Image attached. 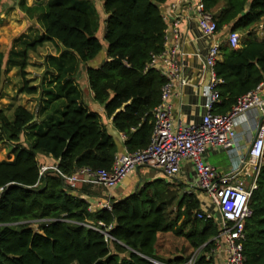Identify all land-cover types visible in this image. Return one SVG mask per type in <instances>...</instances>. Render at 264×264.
Segmentation results:
<instances>
[{"label":"trees","instance_id":"trees-1","mask_svg":"<svg viewBox=\"0 0 264 264\" xmlns=\"http://www.w3.org/2000/svg\"><path fill=\"white\" fill-rule=\"evenodd\" d=\"M100 1L104 19L96 0L19 3L21 11L36 18L44 30L28 44L27 53L47 42L58 50V55L45 58L40 113L53 105L59 117L53 114L39 124L36 114L22 106L15 108L12 118L0 108V141L15 146L12 159H0V264H188L192 258L194 264H216L211 253L219 227L213 219L198 217L201 201L195 192L180 195L182 185L157 178L124 198L111 197V209L91 208L102 198L93 184L74 187L62 175L84 167L110 170L119 151L100 114L84 101L77 79L83 66L95 101L104 105L107 116L125 134L129 152L150 145L153 111L166 83L150 62L165 49L167 23L161 5L168 0ZM203 2L219 30L225 26L250 30L264 18V0ZM104 42L108 60L99 67L88 66L100 56ZM5 59L0 51V99ZM25 65L22 92L35 93L26 80ZM216 70L225 82L219 85L215 112L226 114L264 81V39L242 40L237 49L225 44ZM23 137L32 142L23 145ZM5 155L0 144V158ZM44 157L52 158L62 174L56 169L42 174ZM250 206L254 215L246 222V264H264V163ZM168 234L183 244L170 248L161 244Z\"/></svg>","mask_w":264,"mask_h":264},{"label":"built area","instance_id":"built-area-1","mask_svg":"<svg viewBox=\"0 0 264 264\" xmlns=\"http://www.w3.org/2000/svg\"><path fill=\"white\" fill-rule=\"evenodd\" d=\"M196 15L204 34L212 38L206 63L211 71V82L208 86L207 113L197 124H189L175 129L173 120V104L171 98L175 94L176 82L182 86L186 79L180 74L176 57L180 52L179 45L165 49L162 53L153 55L150 66L159 70L166 83L162 88L160 104L154 109L155 127L150 145L135 152L117 154L112 169H93L84 167L78 172L67 176L62 174L57 166H42V174L49 169L59 171L67 184H98L108 190L117 187L139 166H149L164 173L165 179L172 183L181 170L184 159L191 160L195 171L193 190H199L207 195L214 212L201 209L200 219H213L219 227V233L214 238L215 247L211 256L216 264H246L244 243L247 240L246 222L254 215L250 206L253 191L258 188V177L264 163V81L260 85L242 95L230 112L216 113V104L220 102L219 85L224 79L217 74V64L222 57L225 44L237 49L240 46L239 31L229 30L221 33L213 15L206 9L203 0L196 5ZM182 20L174 22L173 32L179 37V26ZM167 40V39H166ZM160 61L164 66L159 67ZM256 121L257 134L251 139L249 147V164L254 168L251 183L240 177L239 170L222 173L214 166L204 161L203 155L209 146L228 149L235 145L237 130L249 122L251 117ZM262 116L263 120L258 121ZM260 122V123H259ZM259 124V125H258ZM185 190V189H184ZM187 193L195 191L185 190ZM111 195L92 202L91 208H112ZM192 258L188 264H194Z\"/></svg>","mask_w":264,"mask_h":264},{"label":"crops","instance_id":"crops-1","mask_svg":"<svg viewBox=\"0 0 264 264\" xmlns=\"http://www.w3.org/2000/svg\"><path fill=\"white\" fill-rule=\"evenodd\" d=\"M20 1L21 0H3L0 4V10H21L19 7ZM199 1L200 0H168L166 3L161 5V11L167 23L166 49L172 48L176 44L179 45L180 52L178 53L176 60L180 67V74L187 81L184 86H182L179 82H176L174 88L175 94L171 98L173 104L172 115L175 129L187 126L189 124H197L207 113L206 104L208 102V86L211 82V71L206 63V57L209 47L212 44V38L205 35L199 25V20L196 15V5ZM47 2L48 0H42L40 2L38 0H26V3L29 6L45 5ZM96 5L101 14H103V2L96 0ZM221 6L222 5L218 7V10H216L217 12L221 11ZM106 17L107 15L105 14L103 18ZM28 19L37 23V37L42 35L44 30L37 22L36 18ZM178 19L182 20L179 26V37H177L173 32L174 22ZM256 27L264 29V18L259 23L253 25L250 30H246V36L242 37L241 41H246L250 39L251 36H254V39H259L255 36L257 31ZM101 29L98 35H100L102 38L104 36V30ZM222 30L223 31L221 33L227 34V32L231 30V26H225ZM238 31L240 32L241 30ZM46 44L51 45L54 49V52H51L52 55H58V50L54 43L47 42L44 45ZM103 45L104 49L98 59L89 63L88 66L99 67L106 60H108V45L105 42ZM12 49V45H6L3 44V42H0V51L6 54L3 76L4 90L1 98L4 101V104H0V108H2L6 114L12 118L14 116L15 108L17 106H22L28 109L30 112L36 114L35 121H37L39 124H44L53 114L56 116V118L59 117V114L54 113L53 105H51L49 110L40 113V110L44 105L45 98L41 99L42 88L38 86V80L31 82L29 85L31 88H36L35 93L29 94L22 92L23 84H21V66L24 62L22 58L16 55ZM27 65L28 64L25 65L26 67L24 71L28 74L25 77L30 81L33 79L32 76H29V73L32 70H29V65ZM163 66V61H160L159 67ZM86 68L87 66H83L77 77L78 82L81 84L84 90V101L92 111L98 112L100 114L102 122L108 128L110 134L115 138L119 148L118 154L124 153L128 150L125 144L127 138L124 133L120 132L115 127L112 118L107 116L104 105L95 101L94 92L89 87L86 76ZM6 81L8 82V86L5 85ZM31 96H39V100L37 101V104H35L36 106L34 110L32 109L31 105H28V102L34 104L32 101H29ZM262 120L263 118L260 116L258 121ZM256 124L257 123L252 116L247 124L238 128L236 143L234 146L228 149L209 146L203 155L204 161L214 166L222 173L239 170L240 177L247 183H251L250 181L253 178L252 176L254 168L249 164L248 158L251 139H253L257 134L258 126L256 127ZM31 142L32 141H30V139H28L26 142L25 137L22 139L23 145L28 146V144ZM8 155H12L14 157L12 152H10ZM44 160L46 161V165L54 166L55 161L52 158L44 157ZM131 175L134 176V178L130 177L127 181H125L128 178L127 177L124 180L125 182H121L117 188L115 187V190L110 191L109 195L115 197L118 200L124 198L137 189L140 179H144V176H147L149 181L151 179L155 180L157 178L165 179V175L162 171L150 168L146 165L139 166L133 173L130 174V176ZM151 176H153V178ZM165 180L167 181V179ZM172 183L176 185H182L185 190L195 191V193L200 198L201 209L210 212L215 211V207L212 205L205 193L199 190H193L195 184V171L191 160H183L182 170L180 174L173 179ZM75 187H82V185L78 184Z\"/></svg>","mask_w":264,"mask_h":264},{"label":"rangeland","instance_id":"rangeland-1","mask_svg":"<svg viewBox=\"0 0 264 264\" xmlns=\"http://www.w3.org/2000/svg\"><path fill=\"white\" fill-rule=\"evenodd\" d=\"M38 1L40 2L42 0H38ZM104 15L105 13L101 15V18H103ZM37 26H38L37 23L35 21L34 22L30 21L28 17L26 16V14L22 12L21 10H0V42H3V44H6V45H12V48H13L12 50L15 52V54L20 56L25 64L29 65L28 69L32 70L29 73V76L30 77L32 76L33 79L30 81L26 79L28 81V84L30 85L31 82L33 81L35 82L38 80L37 81V83L39 84L38 86L41 87L42 79H43L44 72H45V57L46 55L51 54V52H54V49L52 48L51 45L46 44V45H43V47H41L40 49H37L35 51L29 50L27 53L28 44L31 41H34L35 39H37V36H38ZM101 27H102V29L100 28L101 30H105L104 20H102L101 22ZM256 30L257 31L255 33L256 34L255 36L259 39H264V29L260 27H256ZM240 34L242 38L246 36V31H240ZM251 38L254 39V36H251ZM21 51L26 52V54L23 55ZM25 74L27 75L28 73H25ZM23 82L24 81L22 77L21 84H23ZM5 85L8 86L7 81L5 82ZM38 100H39V96H34V97L31 96V99L29 101L30 102L32 101L34 104H31L28 102V105H31L32 109L34 110L36 106L35 104H37ZM0 104H4L3 99L0 100ZM0 144L4 147V150L6 153L5 156H2V159H9V158L12 159L13 156L8 155V154L12 152L14 148V144L11 142H1V141H0ZM130 177L134 178V176L129 175L125 181H127ZM151 177L153 178V176ZM158 177H159V174H158ZM150 181H152V179ZM147 182H149V178H147V176H144V179L142 178V181H141V186ZM182 187L183 186H181V190L175 187L177 191L179 190L180 195L183 192H185L184 189L182 190ZM93 188L95 192H97L98 195L101 197H104V194H107V196H109L110 191L115 190V188L106 190L104 189L103 186L98 185V184H93ZM114 198L115 197H113V199ZM34 228L38 230V226L34 225ZM161 244H165L167 247L170 248L173 245L174 246L178 244L182 245L183 240L176 239L173 235L168 234L162 237ZM195 253H196L195 255L197 256L199 253V250H197Z\"/></svg>","mask_w":264,"mask_h":264},{"label":"water","instance_id":"water-1","mask_svg":"<svg viewBox=\"0 0 264 264\" xmlns=\"http://www.w3.org/2000/svg\"><path fill=\"white\" fill-rule=\"evenodd\" d=\"M141 181H142V179H140L137 189H138L139 186L141 185ZM137 189H136V190H137ZM108 236H109V235H108Z\"/></svg>","mask_w":264,"mask_h":264}]
</instances>
